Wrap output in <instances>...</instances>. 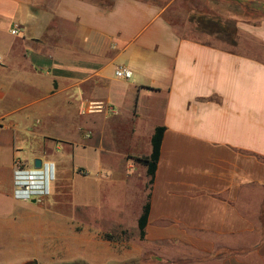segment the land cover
<instances>
[{
  "label": "crops",
  "instance_id": "crops-1",
  "mask_svg": "<svg viewBox=\"0 0 264 264\" xmlns=\"http://www.w3.org/2000/svg\"><path fill=\"white\" fill-rule=\"evenodd\" d=\"M197 1L0 0V201L16 216L0 219V261L264 264V0ZM158 127L150 184L138 159ZM81 149L111 164L91 175ZM37 159L55 178L44 203H20L14 169ZM41 225L58 234L38 252Z\"/></svg>",
  "mask_w": 264,
  "mask_h": 264
},
{
  "label": "rangeland",
  "instance_id": "rangeland-1",
  "mask_svg": "<svg viewBox=\"0 0 264 264\" xmlns=\"http://www.w3.org/2000/svg\"><path fill=\"white\" fill-rule=\"evenodd\" d=\"M157 1H163V2H167V3H169V2H171L172 0H157ZM230 1H232V0H230ZM101 2H102V4H104V5H110L111 3H112V0H101ZM186 2H189V0H186ZM198 1L197 0H191V3L193 4V5H197L198 3H197ZM233 2V1H232ZM234 3V2H233ZM234 6H235V3L233 4ZM234 6H232V7H229V9H230V12H233V13H236L237 11H236V8L234 7ZM189 7V6H188ZM186 8V7H185ZM254 8V7H253ZM244 13V15H248V16H253V14H251V11H250V9L248 8V10L246 11V12H243ZM255 13H257L256 15H254L255 17L256 16H263L264 15V10H261L259 13L258 12H256L255 11ZM206 14H210V10L206 13ZM261 14V15H260ZM216 15V14H215ZM213 19H216V18H213ZM21 34H22V32L20 33V35H18V36H13V37H20L21 36ZM13 119L15 118V117H12ZM63 135L64 136H66V137H68V139L70 140V141H80L81 139H83V136H82V134L81 133H79L75 128H73V127H69L67 130L64 128L63 129ZM82 150V149H81ZM103 151H98V150H95L94 151V149H91V150H86V151H83L82 150V152L78 155L79 156V158L81 159V162L82 163H84V164H86V165H88V166H90V167H92V168H90L91 169V171H90V174L92 175V172L94 171H97V170H99L100 169V167L102 168V167H107V166H109L110 164H111V160H109V158H107L106 156H107V154H104V153H102ZM101 156V157H100ZM81 173V172H80ZM83 173V172H82ZM54 178H55V175H54ZM53 178V179H54ZM52 179V180H53ZM88 179V178H87ZM90 179H91V177H90ZM86 181V183H85V188L87 187V188H92V183H91V181H89V180H85ZM73 190H77L78 189V187H80L79 185H78V187H77V183H76V181L74 180L73 181ZM77 188V189H76ZM14 198L16 199V200H18V201H20V203H23V202H28V203H31L32 201H33V199H31V200H21V199H17L15 196H14ZM46 198L47 197H45V200H46ZM70 199H71V194H70ZM44 200V201H45ZM44 201L42 202V203H44ZM2 204H4L5 205V207L6 208H0V219H13L14 217H16L15 215H14V210H13V205H14V202L13 201H6V203H3L2 201H0ZM36 202V201H35ZM39 203V202H38ZM37 216H36V219H38V220H43V219H45L44 217H45V215H44V210H38L37 211V214H36ZM44 221V220H43ZM58 232V230H56V227H48V226H46V225H41V226H38L37 227V232H36V234L34 235V239H35V242H32V243H26V244H28L29 246H33V247H37V249H38V252H41V250L43 249V244H44V240H45V237L48 235V237H50L51 235H56V234H58L57 233ZM69 234H70V236H73V235H75L74 233H70L69 231H68V236H69ZM73 234V235H72ZM48 240V243L49 244H52L53 242L50 240V239H47ZM16 241H12L11 242V240L10 239H6L5 241H4V244H6V245H10V246H12V244H14ZM17 244H20L21 245V243L20 242H18ZM9 250V249H8ZM14 251H15V253H24V252H27V251H25V249H23V251H20L19 249H17L16 248V250L14 249ZM23 258L22 257H20V256H15V257H13V256H9V255H7L6 257H5V259H3L2 261H0V264H16V263H18L19 261H21ZM151 259V257H148L147 258V260H150ZM142 263V262H141ZM140 264V263H139Z\"/></svg>",
  "mask_w": 264,
  "mask_h": 264
},
{
  "label": "built area",
  "instance_id": "built-area-1",
  "mask_svg": "<svg viewBox=\"0 0 264 264\" xmlns=\"http://www.w3.org/2000/svg\"><path fill=\"white\" fill-rule=\"evenodd\" d=\"M21 33V27L15 25L11 30L13 36ZM118 79L130 80L133 77V71L126 67H118L115 71ZM99 104L92 105L91 110H101ZM35 167V165H34ZM54 178V171L51 166L43 165L42 167L30 170L20 161L14 169V196L21 200H35L42 203L47 197L49 190L48 185Z\"/></svg>",
  "mask_w": 264,
  "mask_h": 264
},
{
  "label": "trees",
  "instance_id": "trees-1",
  "mask_svg": "<svg viewBox=\"0 0 264 264\" xmlns=\"http://www.w3.org/2000/svg\"><path fill=\"white\" fill-rule=\"evenodd\" d=\"M252 5L254 6L255 9L258 8L260 10H264V6H261V5L256 6V3H253ZM164 133H165V128L164 127H158L155 130V133H154L153 138H152V153H151V155L149 157L138 159L139 162H141L145 166H147L148 176L150 178V184L153 183L157 164H158L159 159H160V151H161V145H162ZM149 212H150V205L147 204L144 207L143 214L139 220V230H140L141 239H144V237H145V230H146V226L148 223Z\"/></svg>",
  "mask_w": 264,
  "mask_h": 264
},
{
  "label": "water",
  "instance_id": "water-1",
  "mask_svg": "<svg viewBox=\"0 0 264 264\" xmlns=\"http://www.w3.org/2000/svg\"><path fill=\"white\" fill-rule=\"evenodd\" d=\"M35 168H37V169H39V168H41L42 167V161L40 160V159H37L36 161H35ZM33 202H35V200H33ZM36 264V263H35Z\"/></svg>",
  "mask_w": 264,
  "mask_h": 264
}]
</instances>
